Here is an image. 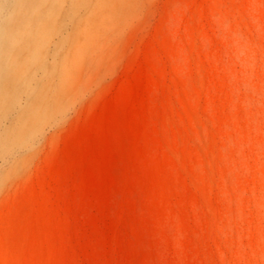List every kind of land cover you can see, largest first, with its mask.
I'll list each match as a JSON object with an SVG mask.
<instances>
[{
  "label": "rangeland",
  "instance_id": "obj_1",
  "mask_svg": "<svg viewBox=\"0 0 264 264\" xmlns=\"http://www.w3.org/2000/svg\"><path fill=\"white\" fill-rule=\"evenodd\" d=\"M0 264H264V0H0Z\"/></svg>",
  "mask_w": 264,
  "mask_h": 264
}]
</instances>
